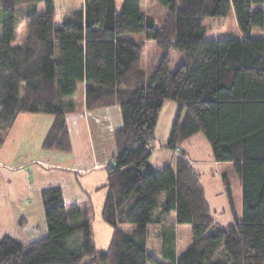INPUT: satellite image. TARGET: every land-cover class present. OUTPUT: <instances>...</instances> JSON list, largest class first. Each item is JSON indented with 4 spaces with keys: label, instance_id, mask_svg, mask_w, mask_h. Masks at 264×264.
I'll return each mask as SVG.
<instances>
[{
    "label": "trees",
    "instance_id": "16d2710c",
    "mask_svg": "<svg viewBox=\"0 0 264 264\" xmlns=\"http://www.w3.org/2000/svg\"><path fill=\"white\" fill-rule=\"evenodd\" d=\"M157 2L167 9L161 27L142 0H124L120 11L117 0H85L56 27L54 0H0V145L23 112L54 115L43 147L65 152L71 150L67 116L83 105H118L123 117L104 185L102 217L114 228L109 246L96 247L94 205L67 204L61 187L51 186L42 190L48 235L26 245L5 235L0 264H264V38L252 35L254 27L264 29V0ZM22 6L29 9L28 36L14 45ZM232 9L243 36L207 39L204 19ZM140 33L165 53L150 74L141 64L144 41L125 37ZM173 48L185 53L175 70ZM168 99L179 105L166 144L175 166L156 168L150 156ZM199 132L214 159L233 163L238 174L241 215L234 182L222 173L231 222L216 218L201 173L181 148ZM172 212L177 223L191 226V245L181 253ZM122 224L136 227L127 234ZM150 225L161 226L159 254L148 247Z\"/></svg>",
    "mask_w": 264,
    "mask_h": 264
},
{
    "label": "crops",
    "instance_id": "0c3cea01",
    "mask_svg": "<svg viewBox=\"0 0 264 264\" xmlns=\"http://www.w3.org/2000/svg\"><path fill=\"white\" fill-rule=\"evenodd\" d=\"M54 1L56 4L57 0ZM84 1L65 0L69 5L68 10L83 6ZM54 119V115L47 113H20L0 147V240L5 235H9L26 245L48 235L42 197V190L46 187H61L64 201L67 204L88 201L93 204L94 192L104 190L103 208L107 195L104 185L108 178V165L113 162L117 149L115 132L123 125L120 106L87 110L83 105L81 110L69 114L67 126L71 150L66 152L43 147L44 139ZM167 141L168 138L162 142L164 144H161L166 151L160 152L162 149L157 146L152 150L150 157L153 159L150 158V161L153 165L156 158L157 161L162 159L160 161L165 163L163 164L165 166L173 165L172 158L175 155L173 156L170 149L166 147ZM158 149L160 151L156 152ZM182 150L187 153L194 167L195 163L198 164L202 161L200 158H193L197 156L193 154L188 145L182 147ZM155 152L158 153L156 157ZM214 164L224 166L223 163L220 164L216 160ZM199 171L201 173V170ZM221 173L223 170L218 168L214 175L219 178ZM202 184L208 198L207 187L203 182ZM222 184L217 195H220L221 198L223 195L226 196L234 220V211L226 194L224 183ZM242 209L243 194L241 207L235 196V210L239 215H241ZM224 211L226 212V210ZM170 217V225L176 231V249L178 253L184 252L191 245L192 237H190L188 248L180 252L177 244L180 224L176 222L175 212H172ZM148 229V247L152 250L150 244L152 232L161 236V226L150 225Z\"/></svg>",
    "mask_w": 264,
    "mask_h": 264
},
{
    "label": "rangeland",
    "instance_id": "374dc122",
    "mask_svg": "<svg viewBox=\"0 0 264 264\" xmlns=\"http://www.w3.org/2000/svg\"><path fill=\"white\" fill-rule=\"evenodd\" d=\"M124 0H117L118 10L122 9ZM144 9L155 17L157 27H161L164 23L167 9L163 7L161 4L157 2V0H142ZM56 10L59 12L56 16V27H61L63 24V20L65 15L67 14L68 4L65 0H57ZM27 6H22L19 8L17 17L18 21L16 24V38L13 41L14 45L21 44L28 36L27 28L25 25L24 15L28 11ZM39 12H45L44 3H38ZM203 25L206 28V38H239L243 36V33L239 27L234 9L231 10L230 14L226 17H207L203 21ZM2 21L0 19V33L2 32ZM252 35L255 38H264V29L261 27H254L252 31ZM126 38H135L137 40L144 41V54L142 58V66L147 71L148 74L157 67L160 60L164 56V50L158 46L156 41L148 40L146 38L145 33L140 34H128L125 36ZM171 56L173 58L172 69L175 70L184 60L185 53L178 49H171ZM83 93L82 86L79 87L78 96H81ZM179 105L174 100H166L163 104V107L160 112V116L158 119V123L156 126V140L154 142V147L162 149L161 151L158 149L156 152L166 151L162 148L161 144H164V140L169 137V134L172 129V125L177 117ZM188 145V147L193 151V154L200 158L202 161L200 163H195V167L201 170L202 182L206 185L208 190V198L212 206V210L214 211V215L218 220L222 223H228L233 220L229 205L226 199V196L223 195L221 198L220 195H217L220 192V188L222 187V173L220 177H215L214 172L216 169L220 168L221 170H225L229 172L235 187V196L239 206H242V187L240 185V180L238 178V174L235 170L233 163L229 162H220L223 163L224 166L214 164L215 159L213 155V150L210 142L206 138L203 132H199L197 135L190 137L181 145V148ZM2 147V144L0 145ZM153 147V150H154ZM173 156L175 155L174 151L171 150ZM155 152V153H156ZM152 154V153H151ZM158 153L155 154V157ZM193 155V156H194ZM151 158V157H150ZM153 159V157L151 158ZM162 159L157 161V158L154 159L155 166L158 168H163ZM172 166H175V157L172 158ZM228 165V166H227ZM216 174V173H215ZM102 195L105 196V191H97L94 192L93 195V204L95 207V214L92 220V229H93V238L98 249H106L109 246L111 241L114 228L107 224L102 217ZM164 196H161L160 199H163ZM226 210V212L224 211ZM135 225L133 224H122L119 226V229L124 231L127 234H132L135 229ZM190 228L189 224H180L178 226L179 240H178V250L181 252L188 248L190 243ZM151 242L153 253L159 254L161 251V236L152 232Z\"/></svg>",
    "mask_w": 264,
    "mask_h": 264
},
{
    "label": "built area",
    "instance_id": "2783aa9c",
    "mask_svg": "<svg viewBox=\"0 0 264 264\" xmlns=\"http://www.w3.org/2000/svg\"><path fill=\"white\" fill-rule=\"evenodd\" d=\"M178 153V152H177Z\"/></svg>",
    "mask_w": 264,
    "mask_h": 264
}]
</instances>
